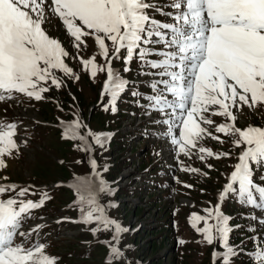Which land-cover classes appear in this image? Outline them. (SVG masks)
<instances>
[{
	"label": "snow or ice",
	"instance_id": "1",
	"mask_svg": "<svg viewBox=\"0 0 264 264\" xmlns=\"http://www.w3.org/2000/svg\"><path fill=\"white\" fill-rule=\"evenodd\" d=\"M151 7L147 0H0V102L13 100L14 94L40 101L52 86H63L56 72L75 75L65 62L69 53L43 27L50 16L58 17L77 50L87 47V38L94 41L106 65H99L95 56L85 59L78 55L74 59L80 60L92 78L106 71L104 90L113 98L127 87L111 67L112 58H120L122 50L126 52V64L137 57L159 70L151 73L161 79L151 85L154 94L147 97L148 106L163 114L157 123L167 126L179 153L190 156L191 150L198 148L201 160L205 156L231 157V151L214 153L198 147L205 136L224 142L204 125L214 126L215 132L224 136L238 137L232 144L240 152L220 199L232 194L242 206L264 213V175L259 177L260 183L253 178L255 172L264 170V127H237L233 111L244 106L255 111L264 109V0H171L173 11L164 13L170 23L152 19L145 11ZM153 44L164 45L166 50L158 53L163 59L145 60L152 50L144 46ZM216 116L225 117L226 122L217 124L213 119ZM80 128L79 120L67 123L62 139L83 140ZM19 132L16 121H0V170L8 167L9 159L20 155L22 145H27L28 140L20 138ZM95 143L103 146L104 140L96 135ZM91 167L98 176L95 160ZM30 191L31 187L0 183V197L14 194L0 198V264H56L57 258L46 253L44 244L25 247L15 242L17 237H31L40 229V225L28 231L23 227L32 210L51 199L47 194L38 201L20 199ZM75 191L80 204L87 205L81 208L83 222H96L112 230L116 244L110 246V258H119L123 254L118 247L119 236L128 229L110 219L98 202L101 193L110 194L112 189L103 180L94 184L84 177L77 179ZM205 211L206 216L192 215V227L208 244L218 238L224 249L222 264H231L239 251L229 243L228 218L221 215L219 205L214 212ZM252 219L264 227V216ZM200 222L202 228L197 227ZM213 255L215 258L217 254ZM250 260L252 264H264V241L250 253Z\"/></svg>",
	"mask_w": 264,
	"mask_h": 264
},
{
	"label": "rangeland",
	"instance_id": "2",
	"mask_svg": "<svg viewBox=\"0 0 264 264\" xmlns=\"http://www.w3.org/2000/svg\"><path fill=\"white\" fill-rule=\"evenodd\" d=\"M147 2L153 5L145 10L147 14L156 21L168 23L162 12L167 9L164 5L169 7L171 2ZM43 27L69 53L65 62L79 79H75V75L64 76L56 72L57 77L63 80V86L59 89L52 86L49 92L43 94L44 99L36 101L23 94H14L13 100L0 102V121H16L20 126V138L28 140L27 145H22L20 155L9 159L8 167L0 170V178H8L6 181L0 179V183L16 184L18 188L31 187L30 193L20 199L33 201L41 198L42 189L36 188L52 189V199L47 206L26 221L28 225L40 223L41 227L50 223L49 230L39 229L31 237H17L16 243H23L25 247L33 243L44 244L46 253L57 258L56 264H222L224 249L221 241L214 238L213 243L208 244L191 222L194 213L206 216L205 210L212 209L214 212L217 205L221 215L228 218L231 228L229 243L235 249L240 251L251 247L252 250L264 241V227L252 219L264 216V213L242 206L232 194L220 199L222 187L240 152L232 144L238 137L224 136L216 133L214 126L204 125L224 142L205 136L198 142V147L214 153L231 151V157L216 159L205 156L201 160L198 148L192 149L188 156L179 153L173 144L172 154L167 155L161 148L164 142H151L147 136L138 133L142 125L132 121L133 114L142 116L151 110L147 97L154 94L151 85L161 79L158 76L156 81L142 86L141 79L145 76L138 72L151 74L159 70L151 69L137 57L126 64L123 59L126 52L122 50L120 58H112V70L124 79H133V82L129 83L127 92L124 90L113 98L104 90L106 71H100L92 78L83 69L80 60L74 59L78 55L85 59L95 56L99 65H106L94 41L87 38V47L77 50L74 39L55 16H50ZM108 43L111 54V44ZM144 47L152 50L145 60L163 59L158 54L166 50L163 44ZM233 111L237 127H264V109L255 111L244 106L239 111ZM161 118H164L163 114ZM213 119L217 124L226 122L225 117L216 116ZM74 120L81 123L79 131L84 139H62L64 127ZM147 127H150L149 123L145 124ZM96 135L104 140L103 146L95 143ZM92 160L96 161L98 176L91 167ZM142 169L149 170L151 174L159 172L154 175V182L147 179ZM261 175H264V170L255 172L253 178L257 183H260ZM84 177L94 184L103 180L112 189L110 194L101 193L98 202L110 219L128 229L119 236L118 247L123 253L119 258H110V246L116 244L112 240L113 231L105 230L96 222H83L81 208L86 209L87 205L80 204L75 183ZM9 195L14 194L6 193L0 198L7 199ZM52 205H56L58 211L52 210ZM65 209L71 213H65ZM63 218H68L70 222L80 219L81 223L75 226L55 225L57 219ZM209 223L214 224L215 221L209 220ZM197 227L202 228L203 223H198ZM93 229L97 230L94 232ZM23 230L28 231L29 227ZM232 238L240 242H231ZM87 247H90V252L84 255ZM214 252L217 254L215 258ZM243 254L239 252L243 258L234 264H252L250 257ZM235 259L240 260L238 257Z\"/></svg>",
	"mask_w": 264,
	"mask_h": 264
},
{
	"label": "trees",
	"instance_id": "3",
	"mask_svg": "<svg viewBox=\"0 0 264 264\" xmlns=\"http://www.w3.org/2000/svg\"><path fill=\"white\" fill-rule=\"evenodd\" d=\"M50 207H51V209L54 210V211H56V210L58 209V207H57L56 205H55V206L52 205V206H50ZM65 212L68 213L69 211L66 210ZM81 234H83V233H81ZM231 242H234V243L237 244V243L240 242V241H239V239L232 238V239H231ZM254 248H255V247H253V249L250 250V249H251V247H250V248L245 249V250H240L239 252H240V253L243 252V253H244L243 255H245V257H250V253H252V251L254 250ZM237 250H238V249H237ZM241 251H242V252H241ZM89 252H90V247L87 248L86 251H84V255H85V254H89ZM240 255H241V254H240ZM240 255L238 254V255H236L235 257H233V258H232V261H231V264H234V262H236V261H238V262L241 261V259H242L243 257H240ZM237 257H238V259H240V260L235 259V258H237ZM99 264H100V263H99Z\"/></svg>",
	"mask_w": 264,
	"mask_h": 264
},
{
	"label": "bare ground",
	"instance_id": "4",
	"mask_svg": "<svg viewBox=\"0 0 264 264\" xmlns=\"http://www.w3.org/2000/svg\"><path fill=\"white\" fill-rule=\"evenodd\" d=\"M40 224V223H39ZM43 225V224H42Z\"/></svg>",
	"mask_w": 264,
	"mask_h": 264
}]
</instances>
